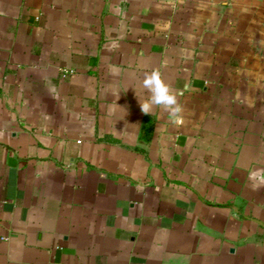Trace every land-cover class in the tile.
Here are the masks:
<instances>
[{"label":"crops","instance_id":"1","mask_svg":"<svg viewBox=\"0 0 264 264\" xmlns=\"http://www.w3.org/2000/svg\"><path fill=\"white\" fill-rule=\"evenodd\" d=\"M0 264H264V0H0Z\"/></svg>","mask_w":264,"mask_h":264},{"label":"clouds","instance_id":"2","mask_svg":"<svg viewBox=\"0 0 264 264\" xmlns=\"http://www.w3.org/2000/svg\"><path fill=\"white\" fill-rule=\"evenodd\" d=\"M141 87L146 93L143 100L138 101L141 112L144 115L151 114L157 107L169 112L172 118L179 122L182 108L177 102V97L172 93L159 71L146 73L141 81Z\"/></svg>","mask_w":264,"mask_h":264}]
</instances>
